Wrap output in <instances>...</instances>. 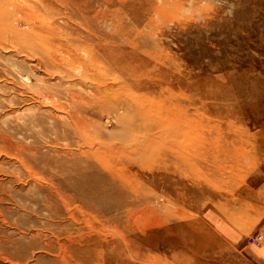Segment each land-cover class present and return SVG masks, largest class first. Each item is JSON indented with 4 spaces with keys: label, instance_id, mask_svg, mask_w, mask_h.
<instances>
[{
    "label": "rangeland",
    "instance_id": "rangeland-1",
    "mask_svg": "<svg viewBox=\"0 0 264 264\" xmlns=\"http://www.w3.org/2000/svg\"><path fill=\"white\" fill-rule=\"evenodd\" d=\"M263 218L264 0H0V264H264Z\"/></svg>",
    "mask_w": 264,
    "mask_h": 264
},
{
    "label": "bare ground",
    "instance_id": "bare-ground-1",
    "mask_svg": "<svg viewBox=\"0 0 264 264\" xmlns=\"http://www.w3.org/2000/svg\"><path fill=\"white\" fill-rule=\"evenodd\" d=\"M89 6H90V4H89ZM96 83H97V82H96ZM100 83H101V82H100ZM112 83H113V82H112ZM103 84H104V83H103ZM99 85H100V84H99ZM106 86H107V85H106ZM94 89H95V87H94ZM94 89H93V90H94ZM98 89H99V88H98ZM105 89H106V87H105ZM105 89H104V90H105ZM101 90L103 91V89H101ZM97 91H98V90H97ZM137 95H138V94L136 93V96H137ZM141 95H142V94H141ZM142 96H143V95H142ZM137 98H138V96H137ZM141 99H142V98H141ZM144 99H145V98H144ZM148 99H149V98H148ZM159 99H160V98H159ZM215 99H216V98H215ZM133 100H134V99H133ZM138 100H139V99H138ZM151 100H153V99H151ZM146 101H148V100H146ZM153 101H154V100H153ZM155 104H156V103H155ZM157 105H158V103H157ZM152 108H153V107H152ZM156 108H157V107H156ZM172 109H173V108H172ZM173 112H174V111H173ZM175 113H176V112H175ZM71 117H73V116H71ZM163 118H164V117H163ZM71 119H72V121H73V118H71ZM76 119H77V118H76ZM173 120H174V119H173ZM173 120H172V121H173ZM173 122H174V121H173ZM74 123H75V120H74ZM76 123H77V122H76ZM173 124L175 125V122H174ZM77 125H79V124H77ZM166 129H167V128H166ZM172 129H173V128H172ZM201 130H202V129H201ZM211 130H212V129H211ZM172 131H173V130H172ZM175 131H176V129H175ZM82 132H83V131H82ZM82 132H81V133H82ZM203 132H204V131H203ZM124 135H125V134H124ZM82 137H83V136H81V138H82ZM124 137H126V136H124ZM124 137H123V138H124ZM84 141H85V140H84ZM91 142H92V141H91ZM233 142H235V141H233ZM98 143L101 144V141L98 142ZM195 143H196V142H195ZM94 144H95V143H94ZM102 144H103V142H102ZM104 144H105V143H104ZM113 144H114V143H113ZM116 144H117V143H116ZM92 145H93V144H92ZM109 146H110V145H109ZM111 146H113V145H111ZM88 147H89V146H88ZM95 147H96V146H95ZM97 147H98V146H97ZM105 147H107V146L105 145ZM83 148H84V147H83ZM89 148H90V147H89ZM91 148H92V147H91ZM98 148H99V147H98ZM101 148H102V147H101ZM107 148H108V147H107ZM114 148H115V145H114ZM114 148H113V149H114ZM224 148H225V147H224ZM99 149H100V148H99ZM111 149H112V148H111ZM113 149H112V150H113ZM115 149H116V148H115ZM105 150H106V149H105ZM109 150H110V149H109ZM100 151H101V150H99L98 152H100ZM139 151H140V149H139ZM101 152H102V151H101ZM103 153H104V152H103ZM118 153H119V152H118ZM99 154H100V153H99ZM105 154H107V153L105 152ZM116 154H117V153H116ZM107 155H108V154H107ZM117 155H118V154H117ZM119 155H122V154H119ZM100 156H101V155H100ZM111 156H112V155H111ZM105 158H106V157H105ZM105 158H103V159H105ZM109 158H110V157H109ZM113 158H114V157H113ZM118 158H119V157H118ZM145 158H146V157H145ZM185 158H186V157H185ZM96 161H97V160H96ZM117 161H119V160H117ZM117 161H116V162H117ZM102 162H103V161H102ZM112 162H113V161H112ZM114 162H115V161H114ZM186 162H187V161H186ZM105 163H106V162H105ZM119 163H122V162H121V159H120V162H119ZM187 163H188V162H187ZM187 163H186V164H187ZM86 164H87V163H86ZM91 164H92V163H91ZM99 164H100V163H99ZM112 164H113V163H111V165H112ZM123 164H124V163H123ZM107 165H108V164H107ZM128 165H129V164H128ZM188 165H189V163H188ZM113 166H114V165H113ZM110 167H112V166H110ZM114 167H115V166H114ZM131 167H132V165H131ZM108 169H110V168H108ZM130 169L132 170V168H130ZM96 171H97V170H96ZM91 172H92V171H91ZM98 173H100V172H98ZM126 175H127V174H126ZM103 176H104V174H103ZM122 176H123V174H122ZM124 176H125V175H124ZM128 176H129V175H128ZM107 178H108V174H107ZM130 178H131V177H130ZM109 179H110V178H109ZM123 179H125V177H124ZM131 180H132V179H131ZM135 180H137V179H135ZM69 181H70V180H69ZM73 181H74V180H73ZM112 182H113V181H112ZM125 182H126V181H125ZM129 182H130V181H129ZM132 183H133V182H132ZM118 184L121 185L120 183H118ZM128 184H129V183H128ZM128 184H127V185H128ZM141 184H142V183H141ZM141 184H140V185H141ZM111 185H112V184H111ZM116 185H117V183H116ZM102 186H103V185H102ZM128 186H129V185H128ZM130 186H133V185H130ZM74 187H75V186H74ZM103 187H104V186H103ZM119 187H120V186H119ZM139 187H140V186H139ZM106 188H107V187H106ZM142 188H143V187H142ZM116 189H117V188H116ZM122 189H123V188H122ZM135 189H136V188H135ZM81 191H82V190H81ZM107 191H108V190H107ZM107 191H106V192H107ZM142 191H144V190L142 189L140 192H142ZM99 192L101 193V191H99ZM106 192H105V193H106ZM116 192H117V191H116ZM136 192H137V191H136ZM136 192H135V193H136ZM100 193H99V194H100ZM126 193L128 194V192H126ZM137 193H138V192H137ZM118 194H119V193H118ZM122 194H124V193H122ZM100 195H101V194H100ZM105 195H107V194H105ZM110 195H111V194H110ZM115 195H116V193H115V194L112 193L111 196H112V197H115ZM131 195H132V194H131ZM132 196H133V195H132ZM136 196H137V194H136ZM141 196H142V195H141ZM133 197H134V196H133ZM138 197H139V196H138ZM66 198H67V195H66ZM66 198H65V199H66ZM72 198H73V197L71 196L70 199H72ZM120 198H122V197H120ZM123 198H124V196H123ZM129 199H130V198H129ZM133 199H134V198H133ZM62 200H63V199H62ZM123 200H124V199H123ZM65 201H66V200H65ZM104 201H105V200H104ZM107 201H108V200H107ZM111 201L113 202V199H112ZM115 202H117V201H115ZM125 202H126V201H125ZM125 202H124V203H125ZM86 203L89 204L90 202H86ZM104 203H105V202H104ZM91 205H92V204H91ZM108 205H109V204H108ZM50 207H51V205H50ZM50 207H49V210H50ZM66 208H67V207H66ZM71 208H72V207H71ZM120 208H121V207H120ZM55 209H57V208H55ZM58 209H59V208H58ZM78 209H79V208H78ZM49 210H48V211H49ZM60 210H62V209H60ZM69 210H70V209H69ZM71 210H72V209H71ZM52 211H53V210H52ZM110 211H111V210H110ZM49 212H50V211H49ZM56 212L59 213V211H56ZM68 212H69V211H68ZM107 212H108V211H107ZM62 213H63V212H62ZM109 213H110V212H109ZM49 215H50V214H49ZM66 227H67V226H66ZM68 229H69V228H68ZM68 229H67V230H68ZM99 229H100V228H99ZM68 231H69V230H68ZM37 234H38V233H37ZM78 234H79V233H78ZM67 235H68V234H67ZM67 235H66V236H67ZM76 235H77V234H76ZM77 236H78V235H77ZM64 237H65V235H64ZM61 238H63V237H61ZM59 239H60V238H59ZM64 241H67V240H64ZM48 244H49V243H48ZM52 244H53V243H52ZM70 248H71V247H70ZM78 248H79V247H78ZM54 249H55V248H54ZM72 249H73V248H72ZM79 249H80V248H79ZM55 250H56V249H55ZM75 250H76V248H75ZM80 250H81V249H80ZM82 251H84V250H82ZM61 253H62V251H61ZM83 255H85V253H84ZM88 255H89V254H88ZM81 260H82V259H81ZM73 262H74V261H73Z\"/></svg>",
    "mask_w": 264,
    "mask_h": 264
},
{
    "label": "crops",
    "instance_id": "crops-1",
    "mask_svg": "<svg viewBox=\"0 0 264 264\" xmlns=\"http://www.w3.org/2000/svg\"><path fill=\"white\" fill-rule=\"evenodd\" d=\"M218 225V227H219V229H220V231H222L225 235H227L229 238H232V239H238L237 237H238V234L239 233H236L233 229H231L229 226H227V225H225V226H223V224H217ZM258 230L260 231V232H262L263 234H264V218L258 223ZM246 239V238H245ZM254 247H256V246H254ZM260 251H261V249H260ZM263 255H264V248H263V251L261 252Z\"/></svg>",
    "mask_w": 264,
    "mask_h": 264
},
{
    "label": "built area",
    "instance_id": "built-area-1",
    "mask_svg": "<svg viewBox=\"0 0 264 264\" xmlns=\"http://www.w3.org/2000/svg\"><path fill=\"white\" fill-rule=\"evenodd\" d=\"M247 243L250 245L259 246L261 245L262 240H261V237L254 235V236L248 237Z\"/></svg>",
    "mask_w": 264,
    "mask_h": 264
}]
</instances>
